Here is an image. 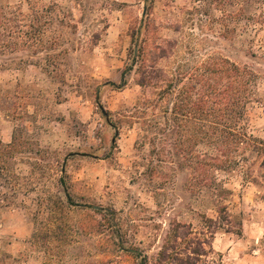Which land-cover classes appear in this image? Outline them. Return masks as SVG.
<instances>
[{
    "label": "rangeland",
    "instance_id": "374dc122",
    "mask_svg": "<svg viewBox=\"0 0 264 264\" xmlns=\"http://www.w3.org/2000/svg\"><path fill=\"white\" fill-rule=\"evenodd\" d=\"M56 1L77 28L64 34L65 78L35 66L0 71V264H139L145 257L151 264L171 223L200 231L206 219L217 220V202L241 233H215L211 264H264V153L246 152L237 166L214 173L229 191L220 201L215 190L194 186L177 156L150 153L152 133L128 121L142 95L132 51L146 37L171 50L159 62L170 73L211 57L251 71L257 99L244 124L264 143V0ZM24 105L31 117L20 120ZM21 125L31 141L8 157L3 147ZM64 161L74 204L67 207L56 199ZM28 177L35 192L22 189ZM43 194L52 205H38Z\"/></svg>",
    "mask_w": 264,
    "mask_h": 264
},
{
    "label": "trees",
    "instance_id": "16d2710c",
    "mask_svg": "<svg viewBox=\"0 0 264 264\" xmlns=\"http://www.w3.org/2000/svg\"><path fill=\"white\" fill-rule=\"evenodd\" d=\"M69 29H77L73 14L56 0H20L15 5L0 0V71L35 66L49 77L64 79L69 57L64 34ZM131 37L134 42L136 34ZM170 53L167 45L153 47L146 37L132 51L138 76L136 83L142 95L128 121L135 119L142 132L152 133L146 136L150 153L169 158L177 156L182 166L191 168L194 186L213 189L220 201H224L229 191L217 184L214 173L237 166L240 156L246 152L264 153V143L250 134L244 124L248 107L257 99L252 89L255 75L222 57L208 58L190 68L181 66L170 73L159 67V62ZM131 71L127 66L122 78ZM27 108L23 106L20 120L31 117ZM101 113L108 121V114ZM30 141L21 125L13 130L11 142L4 145L3 151L11 157ZM36 167V163H31V172H36ZM64 178L63 173L57 179L56 199L67 207L74 204ZM26 179L22 189L35 192L34 178ZM5 201H11L8 195ZM38 205H52V195L38 196ZM215 211L217 220L206 219L205 228L200 231H194L190 224L171 223L151 264H211L215 233L220 229L241 233L230 227L224 203L217 202ZM50 233L47 229L45 237ZM36 236L35 232L33 238ZM139 264H148V258Z\"/></svg>",
    "mask_w": 264,
    "mask_h": 264
},
{
    "label": "water",
    "instance_id": "95a60500",
    "mask_svg": "<svg viewBox=\"0 0 264 264\" xmlns=\"http://www.w3.org/2000/svg\"><path fill=\"white\" fill-rule=\"evenodd\" d=\"M65 161H64V163H63V165H62V171H61V173H64L65 172Z\"/></svg>",
    "mask_w": 264,
    "mask_h": 264
}]
</instances>
